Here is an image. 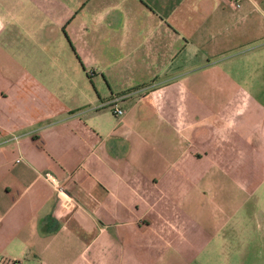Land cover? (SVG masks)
Wrapping results in <instances>:
<instances>
[{
    "label": "crops",
    "instance_id": "crops-1",
    "mask_svg": "<svg viewBox=\"0 0 264 264\" xmlns=\"http://www.w3.org/2000/svg\"><path fill=\"white\" fill-rule=\"evenodd\" d=\"M261 203L264 0H0V260L227 264Z\"/></svg>",
    "mask_w": 264,
    "mask_h": 264
},
{
    "label": "rangeland",
    "instance_id": "rangeland-1",
    "mask_svg": "<svg viewBox=\"0 0 264 264\" xmlns=\"http://www.w3.org/2000/svg\"><path fill=\"white\" fill-rule=\"evenodd\" d=\"M258 1V0H257ZM245 240L233 242L232 258H227V264H264V204H252L248 209ZM238 252L242 256L238 255ZM212 264H225V259L219 257Z\"/></svg>",
    "mask_w": 264,
    "mask_h": 264
},
{
    "label": "built area",
    "instance_id": "built-area-1",
    "mask_svg": "<svg viewBox=\"0 0 264 264\" xmlns=\"http://www.w3.org/2000/svg\"><path fill=\"white\" fill-rule=\"evenodd\" d=\"M113 112L117 116H121L124 111L120 107L119 108L118 107H114ZM44 177L46 179H48L53 185H55L56 190H57V195H58V197L60 199V205L63 206V207H69L70 204H72L73 201L70 198V196L68 195L67 191L49 173H45ZM0 264H20V262L18 260H0Z\"/></svg>",
    "mask_w": 264,
    "mask_h": 264
},
{
    "label": "trees",
    "instance_id": "trees-1",
    "mask_svg": "<svg viewBox=\"0 0 264 264\" xmlns=\"http://www.w3.org/2000/svg\"><path fill=\"white\" fill-rule=\"evenodd\" d=\"M134 90V88H131V89H128V90H125L124 92H122L123 94H126V93H130Z\"/></svg>",
    "mask_w": 264,
    "mask_h": 264
}]
</instances>
